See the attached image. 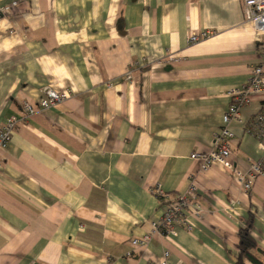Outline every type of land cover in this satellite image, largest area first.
<instances>
[{"label":"crops","instance_id":"0c3cea01","mask_svg":"<svg viewBox=\"0 0 264 264\" xmlns=\"http://www.w3.org/2000/svg\"><path fill=\"white\" fill-rule=\"evenodd\" d=\"M203 31L215 35L187 44ZM260 51L240 0H0V128L45 89L71 93L0 148V264H162L167 251V264H234L248 225L264 250V176L247 193L191 159L214 148L226 93ZM262 109L253 96L229 126L242 172L264 159L247 129ZM193 182V229L175 223L133 247L167 207L151 189L175 199Z\"/></svg>","mask_w":264,"mask_h":264},{"label":"built area","instance_id":"2783aa9c","mask_svg":"<svg viewBox=\"0 0 264 264\" xmlns=\"http://www.w3.org/2000/svg\"><path fill=\"white\" fill-rule=\"evenodd\" d=\"M244 5L246 19L252 23L260 42V56L262 63L254 67L251 71L249 81L246 85L238 89H229L226 93L231 100L229 108L223 117L224 125L214 136V148L208 152H195L191 159L200 162L201 171L205 172L214 165H221L226 170L233 173L236 179L242 184L245 192L252 190L254 181L264 176V159L253 162L247 172L236 169L231 162V141L234 134L230 131L229 126L233 121H241V110L251 103L252 97L264 94V0H240ZM14 3L9 7H15ZM215 35L213 31H203L192 34L187 39V44H196L202 40ZM126 79L132 80V72H128ZM71 93L69 91L57 92L52 89L44 90L43 99L34 105L30 102H24L22 105V115L12 116L6 124L0 128V148L5 149L11 142L15 128L22 121H28L33 118L39 111L55 107L67 99ZM248 133L251 134L259 143L264 153V109L257 113L248 125ZM153 195L161 199H168L167 207L163 216L157 224H153V231L144 235L141 239H133L132 244L136 247L147 246L154 235H168L173 231L175 223H183L189 230L193 229V220L199 219L203 214V208L199 201V189L193 182L185 194L178 195L175 199H170V194L166 193L161 185L151 189ZM238 203L232 202L231 209H235ZM169 252L164 254L162 264H167Z\"/></svg>","mask_w":264,"mask_h":264},{"label":"trees","instance_id":"16d2710c","mask_svg":"<svg viewBox=\"0 0 264 264\" xmlns=\"http://www.w3.org/2000/svg\"><path fill=\"white\" fill-rule=\"evenodd\" d=\"M251 226L248 225L239 233V253L234 264H264V250L260 249L256 240L251 236ZM263 260H262V259Z\"/></svg>","mask_w":264,"mask_h":264},{"label":"rangeland","instance_id":"374dc122","mask_svg":"<svg viewBox=\"0 0 264 264\" xmlns=\"http://www.w3.org/2000/svg\"><path fill=\"white\" fill-rule=\"evenodd\" d=\"M23 122H26V121H23ZM17 128V127H16ZM16 128H15V130H16ZM15 130H14V132H15ZM13 135H14V133H13ZM13 135H12V137H13ZM11 141H12V139H11ZM11 143V142H10ZM10 145V144H9ZM142 237H140V239H141ZM133 239H138V238H133ZM132 239V240H133ZM132 240H131V245L133 246V247H136V246H134L133 244H132ZM149 245V244H148ZM143 247H145V246H143Z\"/></svg>","mask_w":264,"mask_h":264}]
</instances>
